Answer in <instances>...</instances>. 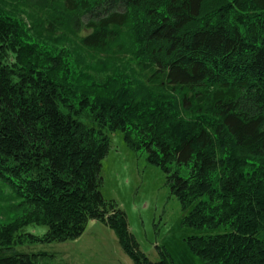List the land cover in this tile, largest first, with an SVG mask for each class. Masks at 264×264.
<instances>
[{
	"label": "trees",
	"instance_id": "trees-1",
	"mask_svg": "<svg viewBox=\"0 0 264 264\" xmlns=\"http://www.w3.org/2000/svg\"><path fill=\"white\" fill-rule=\"evenodd\" d=\"M8 1L0 181L18 214L0 221V264H45L46 251L24 244L74 239L92 219L136 264H175L161 246L151 260L102 192L117 130L166 174L188 210L183 226L223 227L187 237L193 253L206 264H264V0H31L29 22ZM58 31L78 37L75 56L49 45ZM87 54L109 71L103 79L86 73ZM122 55L137 73L114 66ZM36 225L47 229L24 230Z\"/></svg>",
	"mask_w": 264,
	"mask_h": 264
},
{
	"label": "rangeland",
	"instance_id": "rangeland-1",
	"mask_svg": "<svg viewBox=\"0 0 264 264\" xmlns=\"http://www.w3.org/2000/svg\"><path fill=\"white\" fill-rule=\"evenodd\" d=\"M22 2L23 0H10L6 7L15 8L12 9L13 14L27 19L28 13L37 8H32L34 6L31 0L26 4ZM26 21L29 22V19ZM66 32L58 31L48 40L49 45L52 44L54 48L68 46L75 56L73 46L78 42V37L70 35L66 39H57L62 38ZM88 32L89 30L84 29L82 33ZM87 55L85 58L90 65L85 66L87 63H82L83 67H92L96 71L88 69L86 73L103 79L109 71L96 69L92 56ZM121 60L122 62L117 60L114 66L122 68L124 63L127 72L137 73L130 55H122ZM138 73L144 76L140 71ZM111 145L110 152L103 160L102 192L107 199H115L127 212L129 228L141 250L153 261L160 258L158 246H161L170 253L175 264H206L200 256L192 252L187 237L221 232L223 227L196 229L183 226L181 220L188 210H183L178 198L171 194L166 183V174L158 166L147 161L145 152L130 149L122 131L117 130L112 134ZM188 173L187 168L182 169V175L187 176ZM9 190V186L0 181V221L11 219L18 214L11 206L15 201L8 198ZM46 229V226L36 225L24 230L43 234ZM23 249L46 251L48 255L41 260L45 264H136L121 245L115 230L96 219L90 220L84 232L74 239L51 243H26Z\"/></svg>",
	"mask_w": 264,
	"mask_h": 264
}]
</instances>
